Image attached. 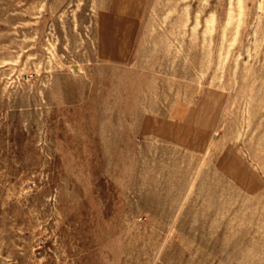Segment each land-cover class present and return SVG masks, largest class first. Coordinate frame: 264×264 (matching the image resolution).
<instances>
[{"label": "rangeland", "instance_id": "1", "mask_svg": "<svg viewBox=\"0 0 264 264\" xmlns=\"http://www.w3.org/2000/svg\"><path fill=\"white\" fill-rule=\"evenodd\" d=\"M0 264H264V0H0Z\"/></svg>", "mask_w": 264, "mask_h": 264}]
</instances>
